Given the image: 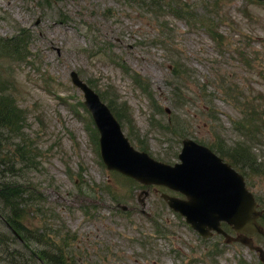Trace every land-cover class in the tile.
<instances>
[{
	"label": "rangeland",
	"instance_id": "rangeland-1",
	"mask_svg": "<svg viewBox=\"0 0 264 264\" xmlns=\"http://www.w3.org/2000/svg\"><path fill=\"white\" fill-rule=\"evenodd\" d=\"M177 1L186 7L184 18L168 8L156 15L142 4L150 0H0V37L20 29L32 36L27 59L0 57V90L5 79L16 84L21 136L34 155L31 162L17 155L5 173L43 196L54 239L71 243V264L262 262L261 253L242 242L224 243L219 235L204 240L162 199V190L173 193L166 188H150V215H144L137 200L143 187L106 168L84 92L71 79L74 70L100 94L112 86L132 144L167 163L178 160L182 128L227 159L238 145L254 150L252 162L264 164V137L250 134L242 123L244 106L223 91L229 84L243 102L261 96L264 121V0ZM199 18L213 19L217 29ZM96 42L108 54L93 55ZM174 59L186 73H176ZM1 138V152L13 153V139ZM234 163L264 208V171ZM29 206L26 226L34 236L45 234L37 228L42 213ZM253 241L264 250V233ZM38 262L11 241L0 218V264Z\"/></svg>",
	"mask_w": 264,
	"mask_h": 264
},
{
	"label": "water",
	"instance_id": "water-1",
	"mask_svg": "<svg viewBox=\"0 0 264 264\" xmlns=\"http://www.w3.org/2000/svg\"><path fill=\"white\" fill-rule=\"evenodd\" d=\"M72 79L86 92V101L94 109L103 135V157L109 168L120 169L145 183L159 182L186 192L189 200L164 196L204 236L211 228L219 229L220 219L228 220L238 231L258 230L254 196L247 191L243 176L228 163H222L214 152L191 139L183 140L181 161L173 165L136 151L120 132L118 123L98 94L78 79L75 72ZM93 103H98L104 111L97 113Z\"/></svg>",
	"mask_w": 264,
	"mask_h": 264
},
{
	"label": "trees",
	"instance_id": "trees-1",
	"mask_svg": "<svg viewBox=\"0 0 264 264\" xmlns=\"http://www.w3.org/2000/svg\"><path fill=\"white\" fill-rule=\"evenodd\" d=\"M162 0H150L149 4L144 2L145 4L150 7L154 8L153 11L156 14H161V11L163 10L162 7L164 5L168 6L171 11H173L177 16L183 17L186 13V7L183 5H180V2L176 0H170L169 2L165 3L162 2ZM189 9V8H188ZM214 22V21H213ZM211 22H209V25H213ZM214 29H217L216 26H214ZM21 34V35H20ZM19 35H14V37H5L0 38V56H13V57H24L26 56V53L22 50V48H28L29 46V39L26 40L24 30L22 29ZM98 52H102L105 55L108 54V51L103 52V45L98 43ZM106 48L107 45L105 46ZM240 54L245 57V53H243V50L239 51ZM28 53V52H27ZM176 64L177 67H180L179 71L176 73L183 72L182 65H180L176 60L173 61V65ZM225 95H227L231 99H237L239 104L241 103L240 96L237 95V92H232L233 88L231 86H227L224 89ZM247 105V113L249 114L250 120L255 118L257 119V109L248 102ZM245 112V111H244ZM22 112L18 105L16 104L14 98L10 95V93H4L0 92V139L1 137H4L5 139L8 138H14L13 134H19V132L22 130V121L24 120V117L21 115ZM185 129L181 128L182 134H186L184 131ZM6 133V134H5ZM243 151V149L241 150ZM241 151L238 148H235V150L232 151L231 157L236 158L237 156H241ZM1 152V151H0ZM20 158V160H27L32 161V149L29 148L27 144H19L16 145L14 148V152L10 154V152L6 153L5 156H0V201L3 203V205L8 209H12V212L9 213L6 211H1L4 217L7 219V221L10 223L11 227L13 229H16L17 233L20 235V238L27 244V246L30 247V251H32L36 257L41 262H44V264H59L60 261H64L65 259L68 260V256L64 254L63 248H59L60 253L57 250V242L55 239L50 238L48 233H46L45 237L43 234H38L35 236L32 235V231L27 229V226L24 224V222L21 221L22 217L24 216V205L26 204L23 198V195L27 194L28 200L30 199V204L34 202V205L41 211L42 213H45V210L43 208L44 205H42V200L40 199L42 196L41 194L37 193L34 190L28 189L26 186H23L22 184L15 183L12 181H3L4 175L2 173L4 168H2L3 164H11V162L14 161V157ZM246 162H249V164L253 166H257L259 168L260 166L255 165V162H252V154L250 152H247L246 154ZM13 173V172H12ZM6 180H9L6 178ZM35 188V187H34ZM28 203V202H27ZM27 205V204H26ZM29 205V204H28ZM47 215V214H46ZM42 216H45L42 214ZM47 217V216H45ZM43 221V219H41ZM46 228L43 227L41 231H45ZM15 238V236L13 235ZM39 244L45 245L46 247H40ZM16 252V251H15ZM64 257V259L59 260V258Z\"/></svg>",
	"mask_w": 264,
	"mask_h": 264
}]
</instances>
